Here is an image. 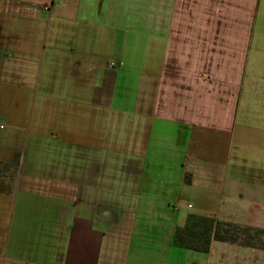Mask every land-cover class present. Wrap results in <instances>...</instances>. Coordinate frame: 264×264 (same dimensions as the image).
Listing matches in <instances>:
<instances>
[{"label":"crops","instance_id":"0c3cea01","mask_svg":"<svg viewBox=\"0 0 264 264\" xmlns=\"http://www.w3.org/2000/svg\"><path fill=\"white\" fill-rule=\"evenodd\" d=\"M43 1L51 5L41 18L54 27L50 39L77 49L70 61L58 59L65 77L42 82L34 134L20 143L16 108L28 99L32 105L31 28L46 6L0 0V50L13 57L0 75L9 88L8 119L15 115L10 131L0 133V264H241L235 245L213 241L199 254L172 238L194 203L197 215L264 227V179L251 187L226 174L214 188L206 155L232 134L258 0H151L136 6L130 27L117 0ZM111 28L154 42L152 79L137 87L138 99L142 88L153 100L136 101L135 142L120 135L119 158L111 112H126L112 109L115 75L89 49L95 30ZM199 157L207 158L201 164ZM147 169L159 170V178L155 172L154 181L145 180ZM251 254V264H263Z\"/></svg>","mask_w":264,"mask_h":264},{"label":"rangeland","instance_id":"374dc122","mask_svg":"<svg viewBox=\"0 0 264 264\" xmlns=\"http://www.w3.org/2000/svg\"><path fill=\"white\" fill-rule=\"evenodd\" d=\"M37 4L39 8L46 6L45 11L39 10L36 12L37 20L33 21L31 33H32V51L31 66L34 67L32 72L34 75L33 85L31 90L32 105H29V99L26 105L17 107V122L16 123V135L19 137L21 143L25 134L30 132V135L34 134L36 128V116H38V109L35 105L36 99L38 100L44 93L42 82L50 80H61V76L65 77L64 70L61 71V64L58 63V59L62 63H66L65 59L74 58V51L76 49H70L68 43L57 42L54 43L50 37L54 34L53 25L45 26L46 21H41V18L46 17L48 19L49 10L51 5L43 0H28ZM99 1V0H95ZM108 1V0H106ZM57 3V0H55ZM120 3V9L118 11L120 18H127V27H130V21L135 18L136 6L143 5L144 8L150 7L151 0H117ZM128 10H124V9ZM52 11V10H51ZM46 14V16H45ZM128 14V15H127ZM39 18V19H38ZM21 29L28 28L21 26ZM19 29V27H18ZM48 30L45 33V30ZM16 33L17 32V29ZM106 35L99 33L95 30V41L89 45L90 51L95 55L94 61L97 66H101L103 71L109 67L110 63L115 64L119 68H110L112 70L111 76L113 77L114 95H113V108L116 110H122L125 113L111 112L112 120L110 121V132L112 136V151L117 154L124 155L125 151L118 139L119 136H124L123 140L126 142H135V132L138 128L136 122V115L133 113L136 101L137 106L145 100H149V104L153 100V93L151 90L139 91V99L137 96V87L143 83L144 79H152V47L154 42L144 36L135 35L133 31H120L119 29H108ZM22 35H28L29 32H21ZM103 40L98 39L102 37ZM65 44V45H64ZM61 46V48H56ZM247 52L245 54L243 81L240 82L238 89L237 101L234 107L233 115V127L232 134L229 137L226 135L220 136L218 143L216 144L217 150L214 155L208 152L207 157H199L201 164L206 161V158L210 162H214L213 170L211 174L213 176V186L217 187L218 182L226 174L233 175L234 178H239L241 184L253 187L255 183H261L264 179V0H258L255 11L254 20L251 31V37L249 43L246 45ZM12 53L7 49L0 50V66L6 65L12 60ZM143 63V64H142ZM145 63V64H144ZM57 68V78L52 77L51 69ZM146 68L150 70L146 71ZM116 69V70H115ZM144 69V70H143ZM41 74L40 78L35 82L36 72ZM45 73V74H44ZM106 73H108L106 71ZM52 81V82H53ZM2 75H0V133L10 131L12 125L9 120L12 121L15 117L13 115L8 119V99L7 94L9 88L2 83ZM216 91V90H215ZM142 95L144 98H142ZM147 99V100H146ZM145 103V104H146ZM15 110V113H16ZM30 116V118H29ZM108 127V128H109ZM2 131V132H1ZM7 131V132H8ZM126 138V139H125ZM120 141V142H119ZM49 145L54 144V140H48ZM220 142V144H219ZM135 145V144H134ZM51 146V145H50ZM140 146H138L139 149ZM134 148V147H133ZM121 149V150H120ZM118 154V158H119ZM198 159V160H199ZM114 170V168L112 169ZM156 173V179L158 177L159 170L153 171L147 169L145 173V180L149 179L154 181V173ZM215 184V185H214ZM215 192V191H214ZM194 203V202H193ZM192 214H201L197 210V206L194 203V208L187 210ZM203 214V213H202ZM248 224H242L243 226L250 225L251 222L248 218H242ZM231 222V221H230ZM185 223V222H184ZM184 225V224H183ZM181 225V226H183ZM252 222L250 226L262 227V225ZM235 249H238L237 256L241 259V264H251L252 259L247 258V253L251 252V258L256 263L264 264V250L261 248H245L239 245H235ZM244 252H247L246 254ZM227 256H232L231 248H227L225 253ZM245 254V255H244ZM257 254V256H256ZM248 262V263H247Z\"/></svg>","mask_w":264,"mask_h":264},{"label":"trees","instance_id":"16d2710c","mask_svg":"<svg viewBox=\"0 0 264 264\" xmlns=\"http://www.w3.org/2000/svg\"><path fill=\"white\" fill-rule=\"evenodd\" d=\"M213 241L264 250V228L189 214L184 225L175 228L172 238L175 247L199 254H207Z\"/></svg>","mask_w":264,"mask_h":264},{"label":"built area","instance_id":"2783aa9c","mask_svg":"<svg viewBox=\"0 0 264 264\" xmlns=\"http://www.w3.org/2000/svg\"><path fill=\"white\" fill-rule=\"evenodd\" d=\"M45 9H46V8H45ZM109 67H110V68H115V67H116V65H115V64H113V63H110V64H109ZM0 128H1V127H0ZM171 207H173L174 209L176 208L174 204H173V205H171Z\"/></svg>","mask_w":264,"mask_h":264}]
</instances>
